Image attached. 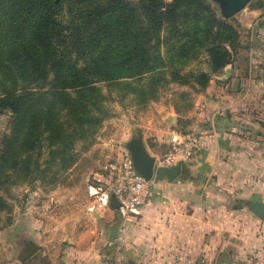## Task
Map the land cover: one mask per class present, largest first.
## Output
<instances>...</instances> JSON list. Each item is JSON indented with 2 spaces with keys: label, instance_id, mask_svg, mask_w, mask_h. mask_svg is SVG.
<instances>
[{
  "label": "trees",
  "instance_id": "16d2710c",
  "mask_svg": "<svg viewBox=\"0 0 264 264\" xmlns=\"http://www.w3.org/2000/svg\"><path fill=\"white\" fill-rule=\"evenodd\" d=\"M236 40L206 0H0V212L12 185L74 164L107 97L142 105L171 81L201 90ZM200 54L209 72L182 73Z\"/></svg>",
  "mask_w": 264,
  "mask_h": 264
},
{
  "label": "rangeland",
  "instance_id": "374dc122",
  "mask_svg": "<svg viewBox=\"0 0 264 264\" xmlns=\"http://www.w3.org/2000/svg\"><path fill=\"white\" fill-rule=\"evenodd\" d=\"M206 1L222 18L220 3ZM226 20L237 32L229 62L235 61V73L229 71L220 76L225 65L209 72L204 54L190 61L181 72L207 71L205 88L212 79L213 90L217 89L218 94L222 90L239 93L230 100L232 109L228 113L235 116L234 146L244 158L254 149L264 155V0H248ZM231 77L234 79L229 81ZM205 88L195 90L190 84L166 82L159 86L155 98L142 105L128 98L117 101L107 97L103 105L109 116L98 125L87 148L75 144L76 161L69 169L52 182L37 177L18 182L3 195L10 209L0 212V264H75L81 261L76 252L91 249L102 253L101 264H126L123 258L113 259L111 255L123 252V225H128V221L109 207L107 194L101 195L91 187L88 175L107 159L126 151V142L138 132L143 145H154L157 137L164 140L171 130L194 131L190 123L195 121ZM102 90L106 92L105 87ZM8 118L7 110L0 111V147L1 138L8 131ZM162 147L161 143L157 155L165 150ZM241 176L253 181L259 175L245 168ZM161 178L164 177L155 168L151 179ZM189 179L194 187L202 188L197 175L192 174ZM237 184L245 188L220 194L213 200L203 195L204 202H221L223 209L204 210L203 217L211 224L205 233L208 255H197L193 264H264V225L248 205L250 201L264 203V195L251 193V181Z\"/></svg>",
  "mask_w": 264,
  "mask_h": 264
},
{
  "label": "crops",
  "instance_id": "0c3cea01",
  "mask_svg": "<svg viewBox=\"0 0 264 264\" xmlns=\"http://www.w3.org/2000/svg\"><path fill=\"white\" fill-rule=\"evenodd\" d=\"M234 64L235 61L225 65L220 76L229 71L235 73ZM212 82L210 79L194 114L195 121L190 123L200 136L192 158L181 163V171L173 180L168 181L164 176L163 179L150 180L147 203L129 216H124L128 221V225H123L124 250L112 254L113 259L123 258L126 264H193L197 255L198 258L208 255L209 240L205 239V233L210 230L211 224L207 217H203L204 210L223 209V203H211L213 199L219 198L220 194L237 193L240 188L243 190L245 187L237 184L238 181H251V193L264 195V167L261 166L264 155L254 149L244 158L234 146L237 142L236 135L232 134L236 126L233 121L235 116L228 113L232 109L230 100L239 93L222 90L218 94L217 89L213 90ZM157 138L154 145H145L147 143L144 142L145 150L154 157L160 155L157 151L161 143L162 148H166L167 137L164 140ZM245 168L259 176H254L253 181L250 177L241 176ZM198 172L202 174V188L194 187L189 179ZM223 189L227 192L224 193ZM203 195L211 197L209 204L203 201ZM197 197L201 200L199 203ZM262 222L264 225V220ZM76 253L81 261L75 264H101L102 253L98 250Z\"/></svg>",
  "mask_w": 264,
  "mask_h": 264
},
{
  "label": "built area",
  "instance_id": "2783aa9c",
  "mask_svg": "<svg viewBox=\"0 0 264 264\" xmlns=\"http://www.w3.org/2000/svg\"><path fill=\"white\" fill-rule=\"evenodd\" d=\"M199 139V134L193 130H171L167 135L165 150L154 157V168L190 160L200 143ZM87 180L101 195L114 196L119 204L116 211L122 216H129L149 200L150 180H145L134 170L127 151L104 161L89 173Z\"/></svg>",
  "mask_w": 264,
  "mask_h": 264
},
{
  "label": "water",
  "instance_id": "95a60500",
  "mask_svg": "<svg viewBox=\"0 0 264 264\" xmlns=\"http://www.w3.org/2000/svg\"><path fill=\"white\" fill-rule=\"evenodd\" d=\"M220 3V14L222 19H227L234 13L239 11L248 0H212ZM126 151L128 152L131 160L132 167L134 170L141 174L145 180H150L154 173V156L147 153L144 148L141 134L130 138L125 144ZM181 171V163L176 162L174 165L169 167L158 168V174L164 176L166 180L171 181ZM198 182L202 181V174L197 173ZM108 205L111 209L116 210L119 206L114 196L110 194L107 198ZM252 212L261 220H264V203L257 201H250L248 203Z\"/></svg>",
  "mask_w": 264,
  "mask_h": 264
}]
</instances>
